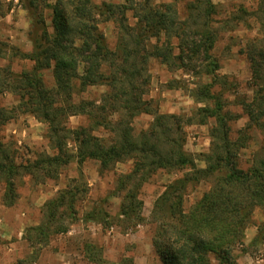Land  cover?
Here are the masks:
<instances>
[{
	"label": "trees",
	"instance_id": "obj_1",
	"mask_svg": "<svg viewBox=\"0 0 264 264\" xmlns=\"http://www.w3.org/2000/svg\"><path fill=\"white\" fill-rule=\"evenodd\" d=\"M149 1L141 3L143 6L147 4L146 15L139 17L136 14L134 26L122 25L124 28L118 31L115 48H111L100 24L107 21L117 24L120 13L128 20L127 11L133 8L109 3L96 5L92 0H56L50 5L53 33L44 29L40 38L32 36L33 50L20 53L34 63L32 69L21 73L8 69L4 79L0 72V93L12 92L20 100L13 108L0 107V127L18 114H31L48 125L50 142L57 151L52 156H40L34 163L18 165L6 155L1 145L0 181L6 186L4 201L8 206L15 203V179L21 170L32 177L40 172L47 178L59 177L60 169L73 160L66 148L69 137L64 135L69 132L78 146L75 157L80 165L87 159H95L105 171L120 162L134 159V166L119 177L117 187L124 193L120 217L133 228L145 222L144 202L140 199L142 186L158 171L188 169V173L167 184L155 200L151 213L152 222L156 224L154 250L163 264H211V255L219 264H235L236 249L243 244L253 213L257 208L264 213V158L248 169L240 167L238 154L244 147L241 143L244 138L232 136V115L225 111L220 93L213 91L216 83L221 81L217 74L220 65L212 53L217 40L214 30L217 6L213 0H192L187 17L180 19L172 4L154 9L148 6ZM263 11L264 8L259 13ZM7 12L0 0V14ZM162 36L165 42H161ZM152 38L157 43L150 48L147 42ZM253 46L254 43L250 44L248 56L255 68L258 89L253 99L243 104L250 121L264 133V87L259 85L263 64L256 61V56L264 60V46L259 50ZM151 57L167 66L177 65L210 78V82L199 85L192 95L196 102L205 104L199 107L196 122L205 124L212 118L216 122L210 131L211 147L204 154V168H198L184 149L181 117L149 109L152 102L144 96L149 90L150 75L146 64ZM52 67L55 91L45 87L41 75L43 70ZM141 78L144 85L135 83ZM76 79L82 86L105 85L109 91L100 104L91 102L88 103L89 109L86 104L73 111L71 100ZM224 83L227 84L226 80ZM120 99L125 101L124 109L130 117L142 112L156 113L152 130L135 137L131 120L125 125L121 121L112 129L119 134L118 139L107 142L84 127L67 131L63 125L68 116L83 112L91 117L94 125L111 128L112 124L105 118L107 104H114L115 111L114 106ZM209 178H214L212 186L187 211L185 197L189 185ZM79 192V187H68L46 201L42 209L43 222L28 226L24 233L32 249L31 255L10 264H38L41 250L51 237L69 231ZM108 216L104 209L93 208L85 219L108 223ZM263 235L264 222L259 227V236ZM86 246V254L95 248L93 244Z\"/></svg>",
	"mask_w": 264,
	"mask_h": 264
},
{
	"label": "rangeland",
	"instance_id": "obj_2",
	"mask_svg": "<svg viewBox=\"0 0 264 264\" xmlns=\"http://www.w3.org/2000/svg\"><path fill=\"white\" fill-rule=\"evenodd\" d=\"M1 1L3 10L8 9L7 14H0V72L4 79L8 69L14 73L32 69L34 63L24 59L20 53L33 50L32 36L40 38L44 29L50 34L53 33V12L50 5L56 0ZM142 1L92 0L96 5L109 3L133 8L127 11L128 20L123 19L118 11L120 14L117 24L113 21L100 24V29L107 36L111 48H115L118 31L124 28L122 25L134 26L137 21L136 14L139 17L146 15L147 4L143 6ZM213 1L217 6L214 17L217 40L212 53L220 65L217 74L218 78H221L213 87V91L220 93L225 111L232 115L230 120L232 136L244 138L241 140L244 147L239 150L238 160L240 167L248 169L264 158V133L250 121L243 104L250 102L258 89V86H255V68L249 60L248 52L252 43L257 50L264 46V11L259 13L264 8V0ZM191 2L192 0H150L148 6L158 9L164 8L166 4H172L180 19H185ZM255 15L260 16L259 19ZM161 42H165L164 36L161 37ZM147 43L151 48L157 40L152 38ZM256 61L263 64L259 85L264 87V60L256 56ZM138 63L142 65L140 60ZM146 69L150 75V83L144 98L152 102L149 109L154 112L158 110L159 114L181 117L185 137L184 149L195 160L198 168H204L206 166L203 161L204 154L210 151V131L216 122L213 118L205 124L196 122V113L199 107L205 104L196 102L192 95L199 85L210 82V78L196 74L192 70L186 71L177 65L167 66L155 57L149 59ZM80 72L82 73V70ZM41 75L45 87L55 91L53 67L43 70ZM135 83L142 84L143 78ZM108 89L109 87L105 85L82 86L80 80L76 79L72 91L73 101L71 100L74 104L73 111H78L86 104L89 109L88 103L91 102L98 101L100 104ZM19 101L18 96L12 92L0 93V107L10 109L18 105ZM124 104L125 101L120 99L114 106L115 111L114 104H107L105 118L112 124L111 128L94 125L91 117L83 112L68 116L67 123H62L67 131L84 127L88 132L107 142L118 139L119 134L112 129L113 125L121 121H124L125 125L131 120L130 127L135 137L152 130L156 113L142 112L130 117L129 112L124 109ZM64 135L69 137L66 148L73 156V160L60 169L58 178H47L41 172L40 175L32 177L21 170L15 179L16 199L11 206L5 204L6 186L0 181V264L14 263L31 255L32 249L24 238L26 228L43 222L42 209L46 201L68 187L80 188L73 223L67 233L51 237L48 245L41 250L38 264H163L153 246L156 224L152 222V209L165 186L188 173V169L174 172L158 171L142 186L140 199L144 202L145 222L133 228L122 216L120 217L124 193L118 191L117 187L119 177L128 173L134 166V159L120 162L105 171L101 170L99 161L95 159H87L80 165L75 157L78 146L73 135L69 132ZM1 145L6 155L14 159L18 165L34 163L42 155L52 156L57 152L50 142L48 125L28 113L18 114L13 120L1 125ZM213 181L214 178H209L194 181L189 185L185 197L187 211L210 189ZM93 208L104 209L110 215L108 223L86 220L85 215ZM263 222V210L257 208L245 231L243 244L236 249L235 264H264V235L259 236V227ZM88 244H93L95 248L86 254ZM210 258L211 264H219L214 255Z\"/></svg>",
	"mask_w": 264,
	"mask_h": 264
},
{
	"label": "crops",
	"instance_id": "obj_3",
	"mask_svg": "<svg viewBox=\"0 0 264 264\" xmlns=\"http://www.w3.org/2000/svg\"><path fill=\"white\" fill-rule=\"evenodd\" d=\"M12 11H13V10H12ZM30 24H31V23H29V26H30ZM28 50H29V49H28ZM31 51H32V50H30V52H31ZM26 52L28 53L29 51H26Z\"/></svg>",
	"mask_w": 264,
	"mask_h": 264
}]
</instances>
